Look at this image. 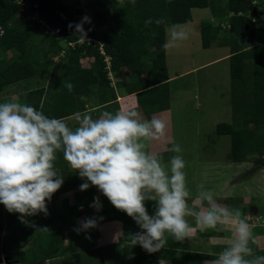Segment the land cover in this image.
<instances>
[{"label":"trees","instance_id":"1","mask_svg":"<svg viewBox=\"0 0 264 264\" xmlns=\"http://www.w3.org/2000/svg\"><path fill=\"white\" fill-rule=\"evenodd\" d=\"M22 1L26 10L14 0H0V25L4 29L0 37V69H5L12 81L35 76L45 78L48 74L45 85L25 92L22 98L24 103L54 118L75 114L77 102L83 107L89 103L101 105L114 100V90L98 42L103 43L104 53L110 56V70L122 75L121 84L128 93L136 92L139 103L167 102L169 84L162 47L165 30L174 24L191 22L192 9L208 8L213 20L200 23L201 46L208 48L215 42L218 46L228 47L232 90V123L217 124L216 133L230 136L232 162L251 161L264 166V17H259L264 14V5L258 7L252 0H136L133 6L129 0H87L84 6L90 11L91 23L84 24L87 39H81L75 28L68 26L81 22L83 8L80 5L62 0ZM31 11H36L38 19L45 24L29 19ZM227 11L234 14L230 17V21L236 24L233 28L222 25ZM252 16L259 18L255 20ZM149 19L153 23L146 25L145 21ZM157 19H164L166 23L157 25ZM46 26L58 27V34H50ZM6 52L10 55L7 56ZM85 56L94 59L88 66L81 62ZM127 75H130L129 81ZM62 82L72 83L73 91L69 92ZM8 84V77H0V92ZM45 94L48 97H44ZM249 124L254 125L253 129L248 127ZM55 166L64 172L62 188H75L76 174L68 169L62 153L57 154ZM54 196L47 202L48 215L41 213L27 217L29 223H21L20 214L11 215L6 210V236H11L18 248L28 243L29 246L24 251L2 249L4 255L20 258V264H34L59 253L63 229L56 222L70 215L67 208L55 207ZM147 206L149 210L153 209L151 202ZM57 214L61 218L56 217ZM92 214L138 226L111 203ZM2 226L0 222V230ZM18 229L19 234L16 233ZM42 230L48 235L46 239L35 235ZM24 232L27 233L25 237ZM168 241L177 245L171 238ZM123 246H127V250L130 247L136 250L134 258L140 263L148 256L161 258L164 252L161 249L150 254L140 251L139 246L125 243ZM127 250H124L125 254ZM131 262L133 260L126 261L127 264Z\"/></svg>","mask_w":264,"mask_h":264},{"label":"clouds","instance_id":"2","mask_svg":"<svg viewBox=\"0 0 264 264\" xmlns=\"http://www.w3.org/2000/svg\"><path fill=\"white\" fill-rule=\"evenodd\" d=\"M129 2L136 4V0ZM86 23H91L88 16L68 26L74 27L81 39H87ZM155 23L166 21L157 19ZM171 28L170 38L162 46L165 50L189 38L181 26L174 24ZM101 54L108 71L110 56L104 50ZM63 86L73 91L72 83ZM75 115L76 126L71 127L63 118L49 117L30 104L0 103V204L9 213L20 214L21 223H29L27 217L48 215L47 202L64 183L55 166L57 154L62 153L71 172L84 181L80 191L96 187L111 205L135 221L141 231L128 236L134 247L139 245L151 254L160 251L169 238L183 242L191 236V217L201 230L230 229L231 243L211 264H264V255L254 254L253 245L258 241L253 226L238 209L220 205L214 192L203 184L196 186L194 198L200 206L190 204L192 193L180 145L169 149L175 155L167 164L163 156L150 150L154 141L165 137L164 120L142 119L137 111H104L96 118L89 112ZM149 202L153 205L151 214ZM90 207L96 212L102 210L100 196L93 198ZM78 225L73 229L78 234L88 232L98 226V220L88 217ZM0 263L13 264L3 255Z\"/></svg>","mask_w":264,"mask_h":264},{"label":"crops","instance_id":"3","mask_svg":"<svg viewBox=\"0 0 264 264\" xmlns=\"http://www.w3.org/2000/svg\"><path fill=\"white\" fill-rule=\"evenodd\" d=\"M79 1L81 2V0ZM82 1L83 3L81 2L80 6L83 8V11H85L87 10L84 7L86 0H82ZM252 1H255V4H256V0H252ZM263 1L264 0H259L258 3L260 4V2H263ZM229 14L231 13L227 11L225 17L229 16ZM89 15H90V12H89ZM208 20H213L212 16H210ZM165 41H166V36H165ZM212 46L219 47L218 45H214V44ZM208 48H204V49H208ZM219 48H224L226 50L221 56L215 57L213 60H209L206 63L198 65L197 67L194 66L193 68L186 70L182 73L191 72L193 70H197L198 68H203L216 61L220 62L221 60L224 61L227 59L229 61L228 47L220 46ZM164 51H165V62H166L167 50L164 49ZM3 52H5V50H3ZM6 53H7V56L10 55L8 52ZM92 58H93L92 56L91 57L85 56L81 58L82 65L88 66L89 63L94 60ZM107 74L110 77V86L114 90V94H115L114 100L101 104V105H95V104L92 105L91 103H89V104H85L83 107L81 106L79 102H77L76 103V109H77L76 113L79 112L83 114L84 112H89L93 114L94 118H96L104 111H109L112 113H115L117 111H122V112L137 111L140 114V117L142 119L151 120L153 117H156V118L164 120L167 125L165 137L159 141H154L150 146V150L158 155L163 156V162L167 164L168 160L173 155V154H170L171 152L169 151V149L174 143V135H175L174 134V124L172 122V116H171L172 114V105H171L172 94L170 93V87H169V99L167 102L139 103L136 92L128 93L125 90L124 86L121 84L122 78L121 77L118 78L116 76V74L118 73L112 72L109 69L107 71ZM112 75L117 77L116 83L112 81V77H111ZM177 75L178 74H173V75L168 74V80H167L168 84L171 81H173V79ZM47 76L48 74H46L45 78H43L44 85L46 83ZM129 76L130 75H127L126 77L127 81L130 80ZM229 76H230V70H229ZM0 77L3 79L4 78L7 79L8 73L6 72L5 69H0ZM35 77H38V76H35ZM31 78H27L24 80H29ZM24 80L13 81V82H22ZM10 81L11 80L9 79L8 86H10ZM117 88L119 92L117 91ZM22 100L24 99L22 98ZM75 114L63 118L71 127L76 126V115ZM226 160L230 162V163H227V166H224V168H226L225 172L229 176L231 175L230 173L231 169H233L234 167H237V164H245V163L254 164V162H251V161L232 162L230 160V152L228 154V157H226ZM257 168H259V172L263 171L262 173L264 174L263 166L257 165ZM68 169L71 171L69 167ZM214 169H218V168L215 167ZM56 171L60 175H62L64 178V172L60 168H57ZM237 172L239 171L237 170ZM190 173L191 175H193V174H196V171H193V173L191 171ZM250 173L251 171L246 175L238 176V177L242 176V178L246 181L245 184L243 185L244 187H241L238 189L240 193L231 192V190L236 189L235 188L236 183L233 180V178L230 177L229 179L226 176V174L223 172H221L220 177H217L216 180L219 182H223L225 185H227L228 182L230 181L232 187L231 188L222 187L218 189V188H215L214 185H211L207 189H210L214 192L215 199L220 205L238 209L241 212L242 218H245L248 221V223L253 226V234L255 235L258 241L257 245H253L254 254L264 255V214L260 212L261 205L259 207V202L264 204V192L262 191L263 190L262 188L261 190L259 189L260 191L256 190L255 188L254 190H250V189H253L247 180V178L251 176ZM75 177L76 178L74 179V182H73V185L75 188L69 189V188L61 187V190H59V192L57 191L55 193L56 196H54L55 207L59 209L67 208L69 212L71 213V215L67 216L65 220L59 219L57 223L59 225H62V229H63L62 231L63 244H62L61 250L59 251V253L55 255V257L49 258L46 260L39 259L34 264H48L53 260H60L65 256L67 251H69V253L73 249L77 251V248H79L80 251L84 250L87 252H93L92 256L101 255V257L103 256L102 258L104 259V261H106L105 264H112L111 261L114 258L111 259L110 253L114 247H118L120 250L118 252V255H121V256L118 260L119 262L118 264H127L126 263L127 260L128 261L133 260V262H131L130 264H205V261H208L209 264H211V261L217 258L218 253L225 246L231 243L230 229L218 227L215 230L213 229L201 230L200 228L195 226L194 220H192V218L189 217L188 218L189 222L192 224V232H191L190 238L185 239L183 242H176L171 239L172 242H176L177 245H172V243L170 244V241H168L162 248L164 252L162 253L161 258H155V257L148 256V258L141 259V263H140L138 258H134L136 250L133 251L132 253L128 252L127 254H125L124 252L125 247L123 246V243H125L126 245L128 244L132 245L130 242V238L128 237L129 234L137 233L141 231V229L138 226L135 227L132 225H126L119 220H105L104 218L100 220L99 217L93 216L92 213H94V211L96 210L90 207V205L92 204L93 198L95 196H100V200L103 204V208L108 207L110 202L108 201L106 197H104L98 191L96 187H91L87 191H80L79 187L84 181H82L77 174ZM203 177L208 179L211 176L207 172ZM200 181L201 183L202 181L205 182L204 179H201ZM195 194L196 192L192 194V198L190 199V204L194 202L195 205L199 207L200 201L194 199ZM81 206L83 210H81ZM3 209L5 211V216H4V223H3L2 228L4 229L5 221L7 219L5 206ZM75 211H78V212L75 214L74 213ZM152 212H153V209L149 210L150 214ZM10 214L13 215L14 213H10ZM88 217L97 218L98 226L96 228H93L89 230L88 232H81L79 234L73 230L74 227L79 226L78 224L80 220H83ZM1 231L2 229L0 230V234L2 233ZM47 231H50V228H47ZM16 233L17 234L20 233L19 229L16 231ZM24 234L27 235V233L24 232L23 236ZM1 236L3 237L2 249L8 248V250L24 251L29 246V243H28L26 246H21L18 248L15 245V243L11 241V236L9 237L6 236L5 229L3 230V233ZM125 240L127 241L124 242ZM71 243H74V244L76 243V244L74 247H71L70 250H68V246ZM140 251H145V250L142 247H140ZM4 256H6L7 259H9V261L13 264L21 263L20 258L18 257L7 256V255H4Z\"/></svg>","mask_w":264,"mask_h":264},{"label":"rangeland","instance_id":"4","mask_svg":"<svg viewBox=\"0 0 264 264\" xmlns=\"http://www.w3.org/2000/svg\"><path fill=\"white\" fill-rule=\"evenodd\" d=\"M62 1L65 3H70L71 5H80L81 2L83 3L82 0L81 2L79 0ZM258 2L259 0H256V4ZM263 5L264 1L260 2V4H257L258 7H262ZM84 7L87 9L86 6ZM89 12L90 11L88 9L82 11V18L85 16L91 17ZM210 16L211 14L208 8L193 9L192 21L179 25L181 28L188 31L189 38L179 42L178 46L167 49V74H178L173 79V81L169 83L170 93L172 94L171 116L172 122L174 124L175 134L174 143L172 146L174 144H179L182 149L180 155L183 156L186 162V167L184 170L187 173V185L192 194L196 192V186L198 184H203L205 188H208L211 185H214L215 188L218 189L222 187L231 188L232 185L230 181L227 185H225L223 182L216 180L217 177H220L221 172L225 173L229 179L231 177L235 181L236 189L231 190V192L240 193L238 189L244 187L243 185L246 182L242 176L248 174L250 171L251 176L247 178L248 183L253 188L250 190H254L255 188L256 190L260 191L262 188V191L264 192V174L262 173L263 171L259 172V168H257L255 163L237 164L238 168L234 167L231 169L230 176L225 172L226 168H224V166H227V163H230L228 160H226V157H228L230 152L231 140L229 135L218 134L216 133L215 129L217 124L232 123L233 119L231 104L232 90L231 79L229 76L228 59L224 61L221 60L220 62L216 61L203 68H198L197 70H193L191 72L182 73L193 68L194 66L197 67L198 65L206 63L209 60H213L215 57L221 56L226 51L224 48H219L220 46H212L208 49H204L201 46L199 26L202 21H207ZM232 16H234V14H229V16L225 17L224 21L222 22L224 27L233 28L236 25L230 21V17ZM259 17L263 18L264 14L260 15ZM259 17L254 16L252 19L256 20ZM235 18L238 19L239 17ZM171 31V26L166 28V39L170 38ZM256 40L257 39L255 38V41ZM214 45H216L215 42ZM116 76L118 78H122V75L116 74ZM111 77L112 81L116 83L117 77L113 75ZM8 79L11 80L10 86L0 93V103L5 101H18L23 103L24 100H22L21 96L23 93L44 85V79L39 77H33L22 82H13L12 77L10 74H8ZM147 96L145 95V97ZM44 97H48L47 94H45ZM248 127L253 129L254 125L249 124ZM170 154L175 155V153L172 152ZM215 167L218 169H214ZM237 170L239 172H237ZM191 171L192 173L193 171H196V174L191 175ZM207 172L211 176L208 179L203 177ZM239 175L242 176L238 177ZM201 179H204L205 182L202 181L201 183ZM260 205V212L264 214V204L259 202V207ZM3 208L4 205L0 204L1 223H4L5 216V211ZM77 212L78 211H75L74 213L76 214ZM68 213L71 215L70 212ZM56 217H58V214ZM55 221H57V219ZM4 229L2 228V233ZM2 233L0 234V250H2L3 245V237L1 236ZM36 235H39V237L44 239L48 237V235L45 234L43 230ZM126 241L127 240L124 242ZM75 244L71 243L68 246V250H70L71 247H74ZM124 247V250H127V246ZM130 248L131 249L127 251L132 253L134 250L132 247ZM119 251L120 250L118 247H114L113 250H111L110 257L111 259L114 258L111 261L112 264L119 263L118 260L121 256L118 255ZM92 253L93 252H87L84 250L80 251L79 248H77V251L74 249L70 251V253L67 251L62 259L53 260L48 264H105L106 261H104L102 258L103 256H92ZM1 255H3L2 251H0V256Z\"/></svg>","mask_w":264,"mask_h":264},{"label":"built area","instance_id":"5","mask_svg":"<svg viewBox=\"0 0 264 264\" xmlns=\"http://www.w3.org/2000/svg\"><path fill=\"white\" fill-rule=\"evenodd\" d=\"M16 1L18 4L21 5V9L22 10H26L27 9V6L26 4L22 1V0H14ZM28 18L29 19H32V20H38L39 22H41L42 25H44L45 23L43 21H40V19H38V16H37V12L36 11H31L29 12L28 14ZM46 30L50 33V34H58L59 32V28L58 27H49V26H46ZM3 34V29L0 27V36ZM98 49L101 53H103V43L102 42H98ZM0 264H6V263H0Z\"/></svg>","mask_w":264,"mask_h":264}]
</instances>
